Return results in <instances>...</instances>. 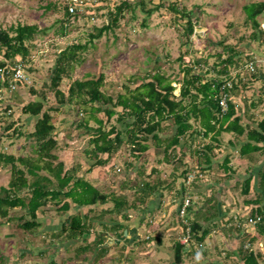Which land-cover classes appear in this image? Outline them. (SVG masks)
Instances as JSON below:
<instances>
[{
	"label": "rangeland",
	"instance_id": "374dc122",
	"mask_svg": "<svg viewBox=\"0 0 264 264\" xmlns=\"http://www.w3.org/2000/svg\"><path fill=\"white\" fill-rule=\"evenodd\" d=\"M82 1L83 5H78L77 12L68 15V0H0L1 30L14 34L11 27L18 24H36L39 27L33 39L25 42L29 50L23 67L25 77L14 83L16 87L13 90L9 87L12 77L0 71V152L15 157L13 162L0 160V190L1 187L9 188L11 181L24 177L27 187L9 189L18 196H30L29 183L38 175L48 176L52 182L45 183L50 188H56L58 180L54 170L63 161L61 175L79 163L80 167L71 170V174L78 178L81 171L79 174L102 194H108L109 200L106 203L98 201L92 205H79L64 195L57 198L49 196L43 210H38L40 224L31 230L20 226L26 218H31L28 209L7 206L6 214L0 212V264H172L175 258L164 250V244H171L178 237L173 229L181 222L176 214L181 199L186 195L196 204L192 207L195 212L189 213L188 219L196 218L195 213L199 210L204 215L198 217L203 224L207 222L202 217H211L210 233L220 237V244L223 245L217 250L213 249L209 258L223 260L224 264H235L236 258H225L226 253L223 255V251H232V248L239 250L240 244L244 243L242 250L251 248L260 253V264H264V238L255 237V228L253 230L248 225L238 230L241 216L247 217L251 213L252 206H248L246 201L262 195L257 188L260 184L257 173L264 166V155L256 152L257 160L242 157L245 162L238 161L240 150L235 145L245 142L247 133L238 136L231 131H221L217 136L220 148L217 146L212 150L210 166L204 165V170H201L203 168H199V163L203 162L204 156L195 150H191L189 158L185 152L181 154L184 148L181 142L188 139L185 137H181V145L176 146L177 158L169 156L165 161L164 147H156L151 135L147 141L150 146L148 150L133 152L127 128L135 117L129 106L118 103L121 97L130 99L135 95L139 98L142 96L138 100L140 104L142 98L147 99L142 88L144 83L152 81L147 74L164 77L174 87V100L180 101L184 66H191L206 79L218 83V80L227 77L219 76L224 75L219 71L223 67L222 59L230 54L235 55L237 51L235 63L228 66L231 71L229 77L232 76L233 83L246 84L244 88L238 87L236 96H233L232 91L230 99L236 106L235 116H241L240 124L248 123L251 129L254 126L249 118L252 112L257 113L258 118L264 113V10L255 18L259 23L256 28L247 19L244 6L264 0ZM123 1L130 2L132 6L125 7L117 25L104 31L101 36L92 38L91 35L97 34L101 27L112 24L111 13ZM188 19L194 23L195 29L190 37L187 33ZM253 33L257 36L255 40L252 38ZM71 45L82 47L74 50L75 60L66 67L60 85L57 88L50 87L57 59ZM3 61L6 59L1 51L0 62ZM251 62L256 66V76H253L255 72H252ZM88 79L100 80V91L106 97H111L112 101L82 104L75 98L74 102H70L67 98L71 84L76 80ZM165 80L163 83H166ZM157 83L155 81L154 84ZM57 89L67 96L63 102L59 100L61 94L56 93ZM260 89L263 93L258 99L255 95ZM37 99L44 100L43 110L50 114L55 127L53 133L57 143L49 149L41 150L31 136L37 117L23 113V107ZM252 101H257V107L250 106ZM98 104H102L107 111L114 109L111 115L105 109L96 112V115L102 119L101 126L108 137L115 139L119 133L122 143L110 154L100 152L94 156L88 152L95 150L94 140L100 135L96 129L100 124L89 111ZM80 121H85L87 127L80 126ZM190 123L193 130L200 125L193 118ZM221 123V119H214L212 124L215 131L205 138L196 132L190 137L200 139L202 147L212 141L211 137L217 130L228 124ZM161 126L162 129L156 132L166 138L177 129L172 117L162 121ZM21 129L22 134L19 135ZM236 138L241 141L237 142ZM98 141L102 143V140ZM228 154L229 166L233 167L231 171L221 167V162ZM95 157L108 159L105 164H99ZM33 165H39V169L33 168L36 174L30 171ZM188 168L191 170H186ZM249 173L256 176L250 184V192L244 193V179ZM145 183L157 185V188L155 191L148 189ZM183 187L185 195L181 193ZM112 196L127 200L129 220H122L121 215L114 210L115 202L110 200ZM159 199L160 207L151 211L148 208L150 203L155 207ZM225 199L231 205L227 206V214L219 219V215H213L216 211L213 204L223 209ZM66 201L70 203L68 209L62 207ZM134 203L140 207L138 210L130 206ZM22 215H25V219H21ZM70 215L89 221L92 229L89 228V232L78 238L67 239L61 226ZM120 221L136 229L134 236L124 239L120 232L114 235V231L109 230L108 239L105 237L103 241H110V245L115 241L116 245L103 252L99 246L102 244L100 236L101 230L105 228L103 226H112ZM101 222H105V225ZM169 233L173 238L163 242L162 236ZM223 235L226 237L224 241L221 240ZM159 237L163 246L158 245ZM253 237L257 241H251ZM196 243L193 240L189 245H184L182 250L187 252L191 247L196 248L197 257L202 251H208L210 242L205 247L204 244L198 247ZM86 247L89 249L83 250ZM183 251L177 263L188 264L192 260ZM240 251L238 255L241 256L243 251ZM193 263L199 264V260Z\"/></svg>",
	"mask_w": 264,
	"mask_h": 264
},
{
	"label": "trees",
	"instance_id": "16d2710c",
	"mask_svg": "<svg viewBox=\"0 0 264 264\" xmlns=\"http://www.w3.org/2000/svg\"><path fill=\"white\" fill-rule=\"evenodd\" d=\"M131 3L128 1H123L121 5L117 6L114 13H111L112 24L104 25L101 27L97 34H92L91 37L95 38L97 36H101L104 31L112 28L117 25L119 16L123 14L125 7H131ZM173 9L176 10L175 7ZM244 10L247 14V19L251 20L254 27H259L258 21L255 19L257 14L261 13L264 10V1L263 2H254L244 6ZM66 14L72 15L69 13L66 7ZM187 25V33L190 36L194 33V23L188 19ZM14 34H10L8 30L0 29V52L3 51V57L6 61L0 62V69L4 68L5 72H10L11 68L18 63H22L26 60L28 56V48L25 45L26 41H30L33 39L34 35L38 32L39 27L36 24H18L16 26H12ZM252 38L255 40L257 36L253 33ZM82 47V45H71L70 47H66L63 50L61 56L57 59V65L53 70V75L51 78L50 87L57 88L63 78V75L66 72V67L70 64L71 61L75 60V49ZM230 50H233L232 47H229ZM236 54L238 53L235 51ZM227 55L224 59H222L223 67L219 70L223 74L228 71V66L233 65L235 63L234 58L237 55ZM20 57V59H16ZM222 57V56H221ZM79 61V60H78ZM25 67V65H24ZM184 76L182 79V86L180 90V101H176L173 98V89L174 87L170 84V82L166 81L164 77L159 74H147L149 81L142 85L144 90V94L147 96V99L142 98L141 101L143 106L138 101L140 98L133 96L129 98H120L119 104L124 107H130L131 114L135 117V120L128 124L127 132L130 135V142L133 144V152L142 153L149 149V136L151 135V139H153L155 146H163L164 147V160H168L169 156H173L174 158L179 157L176 153V146L180 143L181 137L192 136L195 132L198 134L203 132L204 136H208L210 133L215 131V126L212 124L213 120L221 119V124H227L223 129L217 130L214 135L211 137L212 141L202 146L200 150L197 152L199 155L204 156V160L202 163H199V168H203L204 165L207 166L211 164V152L217 146L221 144L218 143L217 136L221 133V131H231L236 133L238 136H244L247 133V140L242 142L239 146L240 155L244 158H248L249 160H257L256 152H261L264 155V145H260L264 143V116L259 120H253V127L250 129V124L247 125L240 124L241 116H235V105L232 103V100H229V109L227 112L220 115V107L218 103V94L220 92L221 84L226 81L225 79L232 78L229 77L227 73V77L224 80H220L217 84L215 80L206 79L203 74L196 72L193 70L191 66H184ZM3 71V70H0ZM255 70H252V72ZM254 73V72H253ZM255 76V73L253 74ZM163 80L166 83H163ZM154 81V82H153ZM155 81H158L157 85L154 84ZM1 82V80H0ZM1 84V83H0ZM100 80H76L69 87L68 98L63 93L57 89L56 93L61 94L59 100L63 102L66 98L70 102H74L75 98L78 101H81L82 104L87 103H106L112 101L111 97H106L99 89ZM238 88V83H233V87L230 92ZM35 94L36 91L32 90ZM40 97V96H39ZM200 97L198 100L197 98ZM43 98H46L43 95ZM188 98V99H187ZM188 100V101H187ZM102 106V107H101ZM45 107L44 100H32L27 103L23 107V113L29 114L30 116H36L37 121L35 125V131L32 133V138L39 145L41 150L49 149L56 145L57 141L54 138V125L51 122V116L47 111H44ZM101 109H105L103 105H97V107H93L90 109V114L94 118L96 122L100 124V126L96 129V131L100 134L97 139L94 140L96 143L95 150L89 151L95 156L100 152H111L119 147L122 143V137L118 133L115 139H111L108 137V133H106L102 129V119L96 115V112L101 111ZM106 110V109H105ZM106 112L111 115L114 109H109ZM221 116V117H219ZM235 116V117H234ZM167 117H172L174 122L177 125V129L175 133L167 138H162L156 131L158 129H162L161 123ZM234 117V118H233ZM194 119L200 123L197 129L192 128V123H190L191 119ZM233 118V119H232ZM249 118H252L249 116ZM87 121V120H85ZM85 121H80V126L87 127V123ZM137 127V129H136ZM193 130L189 133L190 130ZM114 131V130H112ZM22 134V129L19 130V135ZM102 140L100 144L98 140ZM239 142V141H237ZM214 143H216L214 145ZM169 150H173L170 152ZM91 154V155H92ZM18 159H20L18 157ZM0 160L2 161H11L15 160L13 155H7L0 152ZM99 164L105 162L102 159L97 161ZM223 164L221 165L225 171H231L233 168L229 166V157L228 155L224 158ZM63 163H59L57 170H54V175L58 180V187L50 188L49 183L52 182L48 176L38 175L32 183H29L31 188L30 196H18V194L11 193L9 188H17L22 189L27 187L28 183L24 177H19L15 181L10 182V187H1L0 190V212L6 214L7 206L9 207H22L28 209V214L31 218H26L23 222H21L20 226L24 229L31 230L32 228L38 226L40 224L38 219V210H43V207L46 205L48 201V197L52 196L53 198H57L61 195L72 198L73 202L79 205H92L96 204L98 201L102 203H106L109 200L108 194H102L96 187L90 184L87 181L82 179L75 178L71 171L67 172L64 175H61ZM35 169H39V165H33L30 171L33 174H36ZM199 170V172L201 171ZM20 172V171H19ZM186 172V171H185ZM21 173V172H20ZM256 174L249 173V175L244 179V193L250 192V184L254 179ZM257 176L259 178L260 184L258 185L259 191L261 192V196L257 197L254 200L246 201L248 206L251 207V213L248 216L252 217H260V220L255 224V231L257 235L255 237H263L264 238V166L260 171H258ZM73 177L74 183L71 186L70 182ZM48 182V184L45 183ZM70 185V186H69ZM146 188L154 190L157 188V185H150L149 183L144 184ZM69 186V187H67ZM185 187L182 188L181 193L185 195ZM115 202L114 210L121 215L122 220H129L130 215L127 213L126 206H128V202L125 198H112ZM211 201V200H210ZM181 204V201L180 203ZM193 205H195L192 201L190 207L188 208V213L193 212ZM70 206L69 202L63 203L62 207L68 209ZM131 207L135 209H139L138 206L134 204H130ZM213 208L216 209L213 215L220 216L219 207L217 208L216 203L213 204ZM143 210V209H142ZM196 218L192 219V237L197 243L204 244L206 237L211 232L210 221L211 217H202L207 223L203 224L201 219L199 220V215H203L202 211H196ZM204 216V215H203ZM247 216V217H248ZM21 219H25V215L20 216ZM101 217V216H100ZM246 218H243L245 220ZM238 226V230L241 231L243 226V221ZM104 224V223H103ZM107 226V225H105ZM130 224L121 222L114 225L113 230H117V233L120 232V236H123L124 230L128 229L129 233ZM243 226V227H242ZM62 231L65 233L67 239H75L80 235L89 232V228L91 227V223L87 220H83L81 217L76 215L68 216L62 223ZM240 228V229H239ZM255 237L251 239V241L256 240ZM102 239V238H101ZM103 240V239H102ZM103 243L104 241H100ZM159 243V238H158ZM239 249L242 252L240 259L235 264H260L259 255L260 253H256L253 249H244L242 250L244 243L240 244ZM184 245L180 242L176 243L175 247V261L179 262L181 260V251ZM83 248V250H87ZM103 252L107 251V247H103L101 249ZM240 251V253H241Z\"/></svg>",
	"mask_w": 264,
	"mask_h": 264
},
{
	"label": "crops",
	"instance_id": "0c3cea01",
	"mask_svg": "<svg viewBox=\"0 0 264 264\" xmlns=\"http://www.w3.org/2000/svg\"><path fill=\"white\" fill-rule=\"evenodd\" d=\"M263 56V58H264V55H262ZM261 59H259L258 61H260ZM254 62V61H253ZM254 70L255 71H253V72H255V74H258V72H257V70H256V66H254ZM227 73L230 75L231 74V71H226L225 72V74L224 75H219L220 77H225L226 75H227ZM217 75V74H216ZM256 76V75H255ZM254 79H256V78H254ZM221 80H224V79H221ZM220 80H218V82H219ZM245 84L246 83H244V82H242V85H238V87H242V88H244L245 87ZM244 86V87H243ZM241 88V89H242ZM239 89L237 88H235V90H233V92L234 93H232L233 94V96L235 95H237L239 92ZM261 93H263V91L260 89L257 93H256V98H261L260 96H261ZM257 101H255V102H253L252 101V104L250 105L252 108H255V107H257ZM251 107H250V109H251ZM253 113V115H250L252 118H250V119H252V122H253V120H259V119H261L263 116H264V113H262V115H260L259 116V118H258V115H257V113L255 114L254 112H252ZM169 126V125H168ZM171 126H173V124L171 125ZM169 128V127H168ZM192 135H194V134H192ZM198 135H202L201 136V138L202 137H207V136H204V134H203V132L200 134V133H198ZM54 138H55V136H54ZM162 138H166V137H162ZM185 138H188V139H186V141H182L181 143H182V145H183V149H181L180 151H181V154H183L184 152H185V156L186 157H190V155H191V150H195V152H197V150L198 149H200L201 148V140L200 139H195L194 137L193 138H191L190 137V135H188V136H185ZM184 138V139H185ZM200 138V137H199ZM56 139V138H55ZM182 140V139H181ZM199 140H200V143H198L199 142ZM236 140H237V138H236ZM237 141H241L240 139H238ZM197 142V143H196ZM181 143L180 144H178V145H181ZM241 143L242 142H240V145H241ZM197 145V146H196ZM240 145H235V146H237L238 148H239V146ZM202 146H204V145H202ZM156 147H158V148H161L160 146H156ZM197 147V149H195ZM219 148H220V146H219ZM86 152V151H85ZM186 152L188 153V156L186 155ZM87 153V152H86ZM89 153V152H88ZM104 153V152H103ZM106 153H108V154H110V152H106ZM190 153V154H189ZM84 154V153H83ZM92 157H94L93 155H91ZM96 156V155H95ZM98 156V155H97ZM227 156V155H226ZM228 156H229V154H228ZM185 157V158H186ZM99 157H95L94 159H97L96 160V162L100 159H98ZM107 159L108 158H106L104 161L105 162H107ZM238 161H241V163L242 162H245L244 161V159L242 158V156L240 155V157H239V159H238ZM61 163H63V161H60ZM105 162H103L102 164H105ZM185 163L187 162V160H185L184 161ZM98 163V162H97ZM222 163V162H221ZM63 165H64V163H63ZM210 166V165H209ZM76 167H80V165H79V163H78V166H77V164H76V166L75 167H73V169H68V170H66L65 172H64V174H66L67 172H70L71 170H75V168ZM232 167V166H231ZM87 168H91V167H84L83 169H87ZM233 168V167H232ZM186 170H188V171H190L191 169H186ZM79 173H81V171L79 172ZM78 173V175H77V177H79L80 179H82V180H84V181H87L86 179H84L83 178V176H81L82 174H79ZM63 174V175H64ZM88 182V181H87ZM90 183V182H89ZM91 184V183H90ZM157 201V200H156ZM196 202V201H195ZM230 202H228L226 199H225V203L224 204H222V208L223 209H219L220 210V216H219V219L224 215V214H227V206H230L231 204H229ZM195 204V203H194ZM152 205L153 204H151L150 203V205H149V209L151 210V211H153L154 209H156V208H159L160 207V205H161V202H160V199L157 201V204H155L156 206L153 208L152 207ZM196 205V204H195ZM248 205V204H247ZM248 208V207H247ZM194 210V209H193ZM200 211V210H199ZM223 211V212H222ZM193 212H195V211H193ZM239 215V214H238ZM176 216H177V214H176ZM247 216V215H246ZM244 218H246L245 216H243ZM101 218V217H100ZM178 219V218H177ZM102 223V225H105V222H101ZM104 223V224H103ZM203 223V222H202ZM241 224V223H240ZM114 225L115 224H113L112 226H110L109 224H108V226H109V229H108V226H103V227H105L104 229H102L101 230V236H100V241H103L102 239H104L105 237L108 239V236L109 235H107V234H109V230H112V232H113V234L115 235V233H116V235L118 234L117 233V230H113V228H111V227H114ZM244 226V225H243ZM62 227V226H61ZM254 228L255 227H253V230H254ZM92 229V228H91ZM94 229V228H93ZM129 233L127 234V235H124L123 234V238L125 239V238H127V237H133L134 236V233H135V228H132L131 226H129ZM125 230H127L128 231V229H125ZM124 230V231H125ZM181 231H182V228H181V225H180V223L177 225V226H175V228L173 229V232L175 233V232H177L176 234L178 235V237L177 238H175V240L174 241H172L173 243H171V244H168V243H166V244H164L165 246H164V250H166V252L167 253H169L171 256L173 255V256H175V254H176V250H175V247H176V243L177 242H180L179 241V236H180V234H181ZM172 232V233H173ZM174 233L172 234V235H174ZM172 235H170V233L169 234H165V235H163L162 236V238H163V242H165V241H169V239H172L173 238V236ZM170 236V237H169ZM172 236V237H171ZM253 236V235H252ZM102 238V239H101ZM226 237L223 235V237L221 238V240L222 241H224V240H226L225 239ZM218 239V240H217ZM110 240V239H109ZM257 241V240H256ZM110 241H108V242H106V241H104L101 245L99 244V246H101V249H103V247H107L108 248V250L110 249V247L111 246H113V245H116V242L114 241V243L112 244V245H110L111 243H109ZM163 242H162V244H161V239H160V237H159V243H158V245L159 246H163ZM207 242H210L211 243V245H210V243H209V246H208V251L206 252H204V251H202L201 252V255H200V257H197V252H196V248H190L189 249V251H187V252H185V251H183V253H185V256H186V254H188L187 256H189L190 255V259L192 260V261H189V263L188 264H194L193 263V261H197V260H199V264H224L225 262L223 261V260H221V261H218V260H212L211 258H209V256H211L212 255V251H213V249L214 250H217V247H222L223 245H221L220 244V237L218 238V236L217 235H214L213 233H209V235H208V237L205 239V241H204V247L206 246V243ZM237 242V241H236ZM235 242V243H236ZM170 243V242H169ZM234 244V243H233ZM228 245V244H227ZM213 246V247H212ZM228 247H229V245H228ZM227 247V248H228ZM231 248H232V246H231ZM100 249V250H101ZM193 249V250H192ZM239 249V248H238ZM232 251H223V255H225V253H226V257L225 258H227V259H230V258H236V263L238 262V260L240 259V255H238L239 254V250H237V249H235V248H232L231 249ZM199 253V252H198ZM211 253V254H210ZM232 258V259H233ZM175 264H186V263H177L176 261H175V259H174V261H173ZM172 262V264H174ZM224 262V263H223Z\"/></svg>",
	"mask_w": 264,
	"mask_h": 264
},
{
	"label": "built area",
	"instance_id": "2783aa9c",
	"mask_svg": "<svg viewBox=\"0 0 264 264\" xmlns=\"http://www.w3.org/2000/svg\"><path fill=\"white\" fill-rule=\"evenodd\" d=\"M79 4L82 6L83 1L82 0H68L67 9H68L69 13L70 14L76 13L78 8H79L78 7ZM253 64H254L253 62L250 63V67L252 70H254ZM23 67H24V65L22 63H18L11 68L10 72H5L6 70L4 68L0 69V70H3L1 72L7 74V77L8 76L12 77L9 80V87L12 90L16 87L14 83L22 80V78L25 77ZM0 80H1V78H0ZM233 80H234L233 78L226 79V81H224L220 86V92L218 94V103H219V107H220L219 110L221 112V115L223 113L227 112L229 109V100H230V93H231L230 91L233 87ZM191 203H192L191 198L187 195L184 196L181 199L179 212L177 213V216H178L179 220L181 221L180 225L182 228L181 234L179 236V241L183 245H189L193 241L192 230H191L192 220L188 219V215H189L188 208L190 207ZM243 218L244 217L241 216V219L239 221L240 222L243 221L244 226L248 225L250 227H255L256 222H258L260 220L259 216L255 217V218L252 216H248V217H246L245 220H243ZM196 245L198 247L202 246V244H200V243H196Z\"/></svg>",
	"mask_w": 264,
	"mask_h": 264
},
{
	"label": "water",
	"instance_id": "95a60500",
	"mask_svg": "<svg viewBox=\"0 0 264 264\" xmlns=\"http://www.w3.org/2000/svg\"><path fill=\"white\" fill-rule=\"evenodd\" d=\"M127 234H128V231H127V230H125V231H124V235H127Z\"/></svg>",
	"mask_w": 264,
	"mask_h": 264
},
{
	"label": "clouds",
	"instance_id": "9594fccd",
	"mask_svg": "<svg viewBox=\"0 0 264 264\" xmlns=\"http://www.w3.org/2000/svg\"><path fill=\"white\" fill-rule=\"evenodd\" d=\"M183 245V244H182Z\"/></svg>",
	"mask_w": 264,
	"mask_h": 264
}]
</instances>
